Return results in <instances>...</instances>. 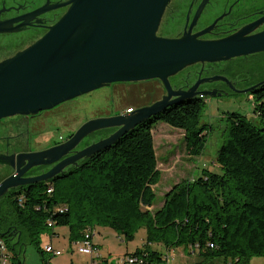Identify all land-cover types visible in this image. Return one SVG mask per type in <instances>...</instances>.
<instances>
[{
	"label": "trees",
	"instance_id": "1",
	"mask_svg": "<svg viewBox=\"0 0 264 264\" xmlns=\"http://www.w3.org/2000/svg\"><path fill=\"white\" fill-rule=\"evenodd\" d=\"M252 104L253 116L222 115L223 140L214 158L219 173L204 168L173 184L159 207H153L160 172L152 124L181 130L186 154L201 156L209 135L201 123L202 98L166 107L58 177L10 189L0 197V238L12 264L22 263L8 237L19 242L23 234L50 264L39 237L57 236V227H66L72 249L85 235L91 240L96 227H109L124 241L143 228L145 243L126 253L123 264H251L252 257L264 264V85L254 90ZM178 248L196 260L168 261ZM87 264H107V258Z\"/></svg>",
	"mask_w": 264,
	"mask_h": 264
},
{
	"label": "water",
	"instance_id": "2",
	"mask_svg": "<svg viewBox=\"0 0 264 264\" xmlns=\"http://www.w3.org/2000/svg\"><path fill=\"white\" fill-rule=\"evenodd\" d=\"M170 1L69 0L66 11L39 38L0 60V119L49 110L113 82L157 79L166 92L130 114L89 119L63 143L17 155L12 165L15 173L0 182V197L9 189L53 178L67 165L109 147L140 122L174 103L214 96L209 91H197L198 81L186 90L172 88L169 79L189 65L264 51V29L250 34L264 21V15L219 39L199 38L213 28L215 21L197 33L190 32V25L179 37L160 35L158 30ZM48 9L42 7L37 12ZM3 27L0 23V31L5 30ZM114 127L117 129L107 137L59 160L90 133ZM55 161L40 175L24 176L32 167Z\"/></svg>",
	"mask_w": 264,
	"mask_h": 264
},
{
	"label": "flooded vegetation",
	"instance_id": "3",
	"mask_svg": "<svg viewBox=\"0 0 264 264\" xmlns=\"http://www.w3.org/2000/svg\"><path fill=\"white\" fill-rule=\"evenodd\" d=\"M68 1L69 0H0V23L3 24V28L5 29L4 31H0V60L12 55L39 38L47 30V27L55 23L66 11ZM42 7L49 9L43 12H37V10ZM166 14H168L167 25L161 22L159 27L160 30L163 25L165 32H167V34L163 36L179 37L189 30L190 25H192L190 32L197 33L210 26L215 21L213 28L199 38L219 39L233 34L243 26L261 18L264 15V0H171L166 8L165 15ZM263 29L264 21L259 26L255 27L250 34L259 32ZM246 56L248 55L234 57L225 61L189 65L172 76L169 79L170 84L173 89L186 90L198 81L197 91H209L214 95L213 97L231 96L244 92H247L248 95L252 97L254 90L264 85V79L257 78L249 81L241 74L244 68L239 63H236V60ZM154 82L155 84L150 85L151 87L149 90L141 91L139 95L143 96L142 98L149 97L155 93V91L160 90L161 93L154 99L156 101L166 94L163 85L157 79L135 82H113L104 86V88H109L110 91L112 90L109 92L110 95H108L110 98L108 101L110 107H108L109 109H106L104 113L94 118L110 117L124 113L122 100L126 96V92L118 90L113 91L117 85ZM199 98L206 100L207 96ZM72 100L73 99L68 100V102ZM64 103H67V101L60 103L52 109L39 111L35 114L14 115L15 117L11 116L0 119V182L4 178L15 173V168L12 165L16 164L17 155L44 150L63 143L76 131L77 128L70 129L65 137L58 136L57 139H51V142L43 147H33L34 141L31 140V135L33 132L38 133L43 127L40 117L43 116L44 113L50 112ZM149 104L151 103L141 104L136 106V108ZM53 116L59 115L56 113ZM116 129L117 128L114 127L97 130L95 136L86 141H84V137L73 150L59 160L74 154L76 151L83 149L93 142L107 137ZM35 142L41 143V141H39V136ZM81 160L67 165L54 177L60 176L70 167H76ZM58 161L32 167L24 176L40 175L48 171ZM8 191H10V189L7 190L6 193Z\"/></svg>",
	"mask_w": 264,
	"mask_h": 264
},
{
	"label": "rangeland",
	"instance_id": "4",
	"mask_svg": "<svg viewBox=\"0 0 264 264\" xmlns=\"http://www.w3.org/2000/svg\"><path fill=\"white\" fill-rule=\"evenodd\" d=\"M167 20L168 14L165 15L162 24L167 25ZM158 33L160 35L167 34L163 25ZM236 63H239L244 68L241 74L246 80L264 79V52L240 57L236 60ZM154 84L155 82L119 84L113 91L126 92V96L123 100L121 99L123 111H125L129 107L136 109L138 105L155 102L154 99L159 96L160 90L155 91L149 97L142 98L143 96L139 95V92L149 90L150 85ZM111 91L103 86L75 97L72 101H67V103L58 108L44 113L40 117L43 126L41 131L38 133L33 132L31 135V140L34 141L33 147H43L51 142V139H57L58 136L65 137L70 129H76L85 121L104 113L110 107L108 95H110L109 92ZM205 102L206 110L201 118V123L209 126V135L205 149L199 157H189L186 154L181 130L174 129L162 121L152 124L151 132L157 157V168L160 172V180L154 186L156 200L153 207L155 208L161 205L163 195L171 186L182 179H191L200 174L204 168L219 173V169L215 167L214 158L223 140L224 120L222 115L224 112L238 111L241 114L253 116L252 97L247 92L231 96H207ZM56 113L59 116H53ZM96 133L95 131L87 135L84 141L92 138ZM38 136L41 143L35 142ZM56 231L58 235L53 238H50L48 233H42L39 237L40 247L51 244L55 249H62L60 255L48 256L50 257L48 258L50 264H70L71 262L74 264H87L92 261V258H95L96 261H101L102 257L107 258V264H123V258L126 253H132L137 248H141L145 243L146 236L145 230L140 228L134 233V238L131 241H124L122 236H118L111 228L96 227L92 236V244L95 245L96 251L90 255L79 253L76 249L74 250L70 247L68 243L69 234L66 227H57ZM8 242L14 244V250L18 254L17 259L22 264H43L35 244L30 242L24 234L19 242H17V237L15 236L8 237ZM194 260H196L195 256L187 254L181 248L172 251L168 255V261L170 262L184 263L193 262ZM250 263L263 264V259L261 257H252ZM214 264H220V261H216Z\"/></svg>",
	"mask_w": 264,
	"mask_h": 264
},
{
	"label": "built area",
	"instance_id": "5",
	"mask_svg": "<svg viewBox=\"0 0 264 264\" xmlns=\"http://www.w3.org/2000/svg\"><path fill=\"white\" fill-rule=\"evenodd\" d=\"M134 110L133 107L125 109L124 113L130 114ZM50 188L47 189V192H50ZM89 235H85V238L73 244V249L77 250L79 253L84 254H94L96 248L92 244V241L89 239ZM76 245V246H75ZM44 254L47 256H57L62 253V249H55L51 244H46L42 247ZM11 252H9L8 246L3 239L0 238V264H12ZM14 264V263H13Z\"/></svg>",
	"mask_w": 264,
	"mask_h": 264
},
{
	"label": "crops",
	"instance_id": "6",
	"mask_svg": "<svg viewBox=\"0 0 264 264\" xmlns=\"http://www.w3.org/2000/svg\"><path fill=\"white\" fill-rule=\"evenodd\" d=\"M94 234V233H93ZM93 234H92V236H93ZM92 236H91V240H92Z\"/></svg>",
	"mask_w": 264,
	"mask_h": 264
}]
</instances>
